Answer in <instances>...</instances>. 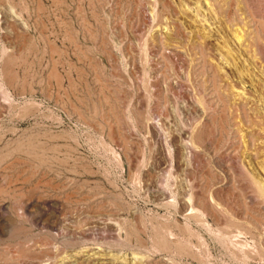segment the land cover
Masks as SVG:
<instances>
[{
	"label": "rangeland",
	"instance_id": "rangeland-1",
	"mask_svg": "<svg viewBox=\"0 0 264 264\" xmlns=\"http://www.w3.org/2000/svg\"><path fill=\"white\" fill-rule=\"evenodd\" d=\"M0 264H264V0H0Z\"/></svg>",
	"mask_w": 264,
	"mask_h": 264
}]
</instances>
